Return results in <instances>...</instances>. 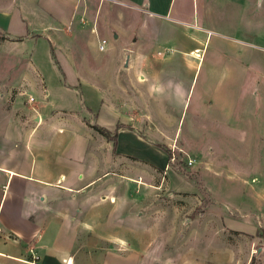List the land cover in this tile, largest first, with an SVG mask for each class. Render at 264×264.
<instances>
[{"label":"rangeland","instance_id":"374dc122","mask_svg":"<svg viewBox=\"0 0 264 264\" xmlns=\"http://www.w3.org/2000/svg\"><path fill=\"white\" fill-rule=\"evenodd\" d=\"M103 4L63 51L0 34V125L9 114L37 126L46 101L63 120L74 113V131L36 133L47 167L74 172L71 188L46 196L42 213L59 222L42 244L69 264H264V98L248 93L264 82V0H172V20L154 22L128 2ZM99 100L128 125L97 124L87 106Z\"/></svg>","mask_w":264,"mask_h":264},{"label":"crops","instance_id":"0c3cea01","mask_svg":"<svg viewBox=\"0 0 264 264\" xmlns=\"http://www.w3.org/2000/svg\"><path fill=\"white\" fill-rule=\"evenodd\" d=\"M103 1L108 3L111 0H0V34L4 36L5 41L18 46L43 39L50 49L55 47L52 50L63 51L60 42L73 40L74 30L75 33H79L84 23L93 24L102 6L106 5ZM112 1L128 2L134 8H143L147 14L144 17L149 18L150 22L158 19L172 20L179 11V8H173L172 0ZM90 5L93 6V10ZM102 13V17L110 19V14ZM117 14H121V11ZM90 33L93 35L92 32ZM193 53L189 55L193 56ZM71 54L74 55L69 51L64 53L66 56ZM28 57L30 58V54ZM129 67H131L130 63ZM151 68V66L149 68L137 66L135 72L141 73L148 69L153 73ZM188 88L187 96L190 94V87ZM250 88L252 89L253 86L251 85ZM255 88H258V91L254 90L250 94L251 90H249V95L253 97L257 93L264 98V82ZM42 105L39 110L44 113L38 114V118L33 119V122L39 121V124L33 128H26V121H15L9 114H6L7 122L0 125L2 128L0 129V264H69L71 261V257L63 253L62 249L42 244L41 238L44 228L59 222L47 220L46 213H42L46 211V207L43 206L46 196L53 190L52 186L58 189L71 188L70 186L74 185V172L64 179L59 177L60 173L55 174L47 167L48 162L41 144V140H45L46 136L36 133L38 129L49 131V134L64 128L74 131V113L67 111L69 119L63 120L64 118L57 117L60 113L56 115L53 110L60 112L64 110L56 109L48 101L46 106ZM87 108L88 111L98 114L97 124L107 129L115 122L126 126L131 121L120 114L117 119L116 117L113 120L106 119L107 114L111 115L109 111L111 109L100 100L93 108L89 106ZM42 114H44L43 118H41ZM61 115L64 116L63 113ZM133 132L123 129L117 136L131 135L138 142L147 144ZM33 136L37 139L31 145ZM71 152L74 156V146ZM107 256L111 262L118 263L138 260L131 254Z\"/></svg>","mask_w":264,"mask_h":264},{"label":"trees","instance_id":"16d2710c","mask_svg":"<svg viewBox=\"0 0 264 264\" xmlns=\"http://www.w3.org/2000/svg\"><path fill=\"white\" fill-rule=\"evenodd\" d=\"M92 129L94 131H96L99 135H101L102 137L106 138V140H109V138H111L115 142V135L110 136V134H108V131L106 129L100 128L97 126L92 127ZM114 142H113V144H114ZM166 155H167V153H166ZM167 157H168V155H167Z\"/></svg>","mask_w":264,"mask_h":264},{"label":"built area","instance_id":"2783aa9c","mask_svg":"<svg viewBox=\"0 0 264 264\" xmlns=\"http://www.w3.org/2000/svg\"><path fill=\"white\" fill-rule=\"evenodd\" d=\"M105 46H106V41H105L104 39L99 40V41H98V44H97V50H98L99 52H103L104 49H105ZM27 102H28V103L32 102V98H31V97H28V98H27Z\"/></svg>","mask_w":264,"mask_h":264},{"label":"water","instance_id":"95a60500","mask_svg":"<svg viewBox=\"0 0 264 264\" xmlns=\"http://www.w3.org/2000/svg\"><path fill=\"white\" fill-rule=\"evenodd\" d=\"M127 58H128V57L126 56V58H125V62H124V64H123L124 67H126Z\"/></svg>","mask_w":264,"mask_h":264}]
</instances>
